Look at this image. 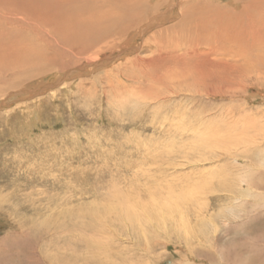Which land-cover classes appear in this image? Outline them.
Here are the masks:
<instances>
[{
  "label": "rangeland",
  "instance_id": "rangeland-1",
  "mask_svg": "<svg viewBox=\"0 0 264 264\" xmlns=\"http://www.w3.org/2000/svg\"><path fill=\"white\" fill-rule=\"evenodd\" d=\"M145 1L155 7L154 15L163 17L130 45L133 48L101 53L94 65L83 59L74 64L71 58L66 69L59 72V64L38 86L41 90L23 100L0 95V264H80V242L77 251L69 247L72 232L42 240L21 237L13 232L19 227L16 216L29 229L27 219L35 226H52L46 223L49 209L59 216L81 198L89 201L88 207L92 198L75 192L74 179L96 177L102 157L110 156V167L128 160L135 168L118 169L113 175L104 170L102 178L122 189L128 184L146 188L142 203L156 217L150 222L133 213L126 217L125 208L119 209V195L97 193L95 209L110 226L106 233L116 251L113 264H264V69L248 64L243 73L215 71L197 89L202 94L230 87L226 97L174 93L150 79L144 61L152 53L142 47L151 32L175 24L183 10L239 12L243 0ZM168 9L173 11L162 14ZM170 31L165 35L171 37ZM135 56L140 60L130 63ZM32 99L41 106L30 120L23 111ZM173 115H182L183 137L168 129ZM216 128L230 136L220 147L214 144ZM144 155L148 163L139 168ZM214 173L222 176L223 191L215 190L219 177ZM100 224L99 218L88 220L90 230ZM96 239L105 241L103 236ZM88 264H99L92 251Z\"/></svg>",
  "mask_w": 264,
  "mask_h": 264
},
{
  "label": "bare ground",
  "instance_id": "bare-ground-1",
  "mask_svg": "<svg viewBox=\"0 0 264 264\" xmlns=\"http://www.w3.org/2000/svg\"><path fill=\"white\" fill-rule=\"evenodd\" d=\"M175 6L172 5V7ZM240 6L239 12L225 9L215 13H207L201 7L196 10H194L195 7L189 8L180 13L181 18L175 24L151 32L143 41L142 46L143 50L152 53L144 61L147 70L150 71V79H154L153 82L163 84L167 91L174 93L195 91L198 93V87H204V81H207L215 71L221 73L229 69L243 73L248 71V64L264 69V0H243ZM154 10L155 7L146 5L145 0H0V95L6 93L9 100L14 101L40 91L38 86L47 80V76L55 74V71L52 70H56V67L61 64L59 72L63 71L71 64V58L74 60V64L76 61L86 60L89 64L91 63L90 65H94L101 53L109 51L110 54H113L121 48L122 51L129 47L133 48L130 45L138 37H142L144 33L159 25V19L163 16L154 15ZM167 11L173 10L168 9L162 14L168 13ZM168 30H171L172 34L174 33L171 37L168 33L166 34L168 37L165 35ZM216 56L221 57L214 61ZM226 57L227 61L223 60ZM138 59L135 56L130 63H136ZM161 69L163 74L160 76L158 74L160 71L157 70ZM230 91L231 88L227 87L221 88L219 91L210 88L199 92L207 96L221 95L226 97ZM189 98L195 97L191 95ZM40 104L38 99H32L29 105H25L27 111L26 113L23 111V114H30L29 118L32 120L34 113L36 114L40 110ZM182 119V115L179 117L173 115L167 123L168 129L179 133L181 137L185 135ZM213 139L214 144L219 146L220 143L223 144V141H229L230 136L224 135L222 130L216 128ZM218 146H215V149ZM221 148L223 149V147ZM218 155L220 156L221 153ZM147 156H143L141 166L138 165L139 168L148 163ZM215 156L217 157V154ZM110 158L102 157L103 167H96L94 172L96 177H89L84 174L76 176L74 179L78 184L75 192L89 195L92 198L91 205L87 207L89 201L82 198L78 199L74 203L71 202L68 206L69 208L72 206L71 210L63 212L59 215L60 217L49 209L46 223L52 226H35V221L27 219L28 229L24 223L20 222L18 215L15 222L19 227H15L13 232H18L17 234L21 237H37L38 240L45 239L47 235L51 236L54 233L72 232L73 236L68 234V238L71 239V246L69 247L77 251L76 243L77 241L80 242L83 252L78 257L80 264H88V255L91 251L95 255L97 263L109 264L112 262L113 264L116 251H112V244L106 233V230L111 231L110 226L107 225L106 219L101 218L103 214L100 211L97 213L98 209H95L98 204L93 198L97 196V193L103 191L113 194L114 197L119 195L122 202L119 209L125 208L126 217L127 213H133V215L148 222L156 217L148 214L144 203H142L141 194L146 188L133 187L128 184L130 187L122 189L119 185L117 186L115 183H110L102 178L105 171L113 175L118 173L115 172L118 169L126 172V170L135 168V163L130 164L128 160L121 163V168L115 166V163L110 167ZM182 158L177 159L180 165ZM203 158L206 159V157ZM107 159L108 161H106ZM38 173L40 174V172ZM212 175H217L220 178H217L219 182L216 183L215 190L223 191L226 186L222 182V176L219 173ZM31 187L35 186L32 184ZM147 192L149 193V191ZM76 193L75 195H77ZM101 195L100 199L104 200L106 195ZM164 198L166 197L164 196ZM153 200L151 198V202ZM167 200H170V197L169 199L166 198ZM171 202L174 204L173 200ZM159 204L157 205L159 206ZM90 206L91 209H88ZM140 207L143 213L138 211ZM36 209L33 206V210ZM164 211L166 212V210ZM98 218L101 221L100 226L96 230H90L88 220ZM77 231L81 233L77 234ZM87 232L91 233V240ZM100 236L105 237V241L96 239ZM52 238L54 239V237ZM185 257L187 258V255L184 254L182 261L186 260Z\"/></svg>",
  "mask_w": 264,
  "mask_h": 264
}]
</instances>
